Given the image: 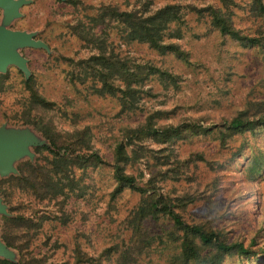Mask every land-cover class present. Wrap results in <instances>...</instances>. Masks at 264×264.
<instances>
[{"label":"rangeland","instance_id":"374dc122","mask_svg":"<svg viewBox=\"0 0 264 264\" xmlns=\"http://www.w3.org/2000/svg\"><path fill=\"white\" fill-rule=\"evenodd\" d=\"M13 2H21L14 16L7 18L0 9V29L30 35L39 45L10 44L24 61L25 71L12 64L0 70V131L21 135L31 144L28 155L8 157L9 170L4 174L0 171V231L13 238L23 254L37 264H75L77 246L100 264H119L118 255L127 253L130 245L126 222L139 197L128 191L115 199L110 197L114 186L110 167L75 173L76 179H81L79 189L64 201L61 197L40 199L8 178L18 175L17 166L26 159L38 164L45 160V150L34 151L46 145L39 137L43 131L62 139L66 133L87 127L92 148L111 161L112 148L121 140L124 127L135 125L150 112H160L161 120L167 123L190 117L203 126H220L239 112L264 116V49L246 47L220 35L209 24L202 10L219 8L216 0ZM171 3L180 6L182 32L174 38L167 37L169 31L165 38L180 47L185 60L128 41L113 23L96 26L93 22L97 10L104 6L149 14ZM250 4L251 0H234L231 8L233 28L242 34H252L256 28L248 13ZM79 24L90 34L103 37L108 53L115 58L168 70L177 76L175 85L153 77L144 86L150 91L141 96L138 111H122L114 98L98 95L90 86V77L82 74L80 62L97 51L88 39L78 37L75 29ZM30 76L35 91L52 103L50 108L31 105L24 84ZM27 118L29 125L24 123ZM218 138L217 132H212L176 143L169 151L154 154L158 162H168V166L155 170L152 162L145 165L141 161L133 172L137 176L142 173L144 179L151 171L157 173L159 190L180 198V204L186 206L180 212L187 222L219 230L228 242L249 244L253 239L254 248L260 250L264 248V128L235 135L224 144ZM146 145L154 151L165 148L149 142ZM196 153L203 155L197 158ZM175 163L181 171L165 174L168 168L176 167ZM3 216L15 221L3 224ZM18 217L31 223L15 219ZM163 242L148 241L125 264H171V248ZM108 248L110 252H104ZM220 264L259 263L255 258L234 255Z\"/></svg>","mask_w":264,"mask_h":264},{"label":"trees","instance_id":"16d2710c","mask_svg":"<svg viewBox=\"0 0 264 264\" xmlns=\"http://www.w3.org/2000/svg\"><path fill=\"white\" fill-rule=\"evenodd\" d=\"M216 1L219 8L208 6L202 10L209 24L220 35L228 36L246 47L264 49V3L262 0H251L249 6L248 13L253 26L256 27L252 34H242V31L233 28L231 8L234 0ZM93 22L96 26L113 23L121 28L128 41L145 44L158 54L170 53L183 60L187 58L176 43L166 41L169 35L177 38L182 32L183 20L178 4H167L149 14L121 11L113 6H104L97 10ZM75 31L80 40L88 39L97 51L96 54L80 62L82 74L90 77V86L98 95L114 98L122 111L128 113L138 111L141 96L150 91L149 89L146 91L144 86L147 80L153 77L163 81L168 80L175 85L177 76L168 70H161L152 65L135 64L130 59L115 58L108 53L106 40L103 37L90 34L82 24H79ZM169 31L171 32L165 38ZM33 83L31 76L24 82L29 92L31 105L44 109L50 108L52 103L35 91ZM160 117V112H150L135 125L125 126L121 140L112 148L111 161H107L92 148V136L87 127L66 133L67 135L62 139L56 138L50 131H43L39 137L46 145L35 148L34 151L37 153L45 150L47 154L45 160L38 164L26 159L17 166L18 175L10 176L8 179L17 181L22 188L30 190L40 199L61 197L64 201L69 198L70 193L79 189L81 179H76L75 173L104 166L110 167L114 182L110 197L115 199L124 191L139 197L137 205L126 222V227L130 230V245L127 253L118 255L119 264L129 262L136 250L140 251L148 244V241L157 239H164L171 248V264H220L225 257L234 255L246 260L255 258L257 263L264 264V248L256 250L253 239L249 241V244L243 241L228 242L226 236L219 230L187 222L180 212V208L185 209L186 206L180 204V198L159 190L157 173L154 174L151 171L148 178L144 179L142 173L137 176L133 172L141 161L145 165L152 162L155 170L168 166V162H158L154 154L158 151H169L168 148L176 143L217 132L218 140L224 144L228 138L235 135L252 133L264 128V116L259 114L249 116L247 112H239L231 119L223 120L220 126H203L190 117L167 123ZM28 118L24 119L27 125L31 124ZM146 142L154 147L165 148L154 151L152 147L146 145ZM31 148L33 150V147ZM171 153L172 151L164 156L165 159H168ZM202 155V153H196L197 158H201ZM175 165L176 167L171 170L168 168L165 174H177L181 171L180 164L175 163ZM184 197L186 198V195ZM15 219L31 223L29 219L22 217ZM13 220L14 218L7 216L1 218L3 224ZM166 227L169 229L167 230ZM150 231L157 232L150 238L148 236ZM0 242L12 254L10 258L0 256V264H37L34 259L27 258L23 254L22 247L6 232L0 231ZM110 250L111 248H108L104 252L107 253ZM122 257L124 261L120 262ZM73 259L75 264H100L98 260L82 252L78 246L74 250Z\"/></svg>","mask_w":264,"mask_h":264},{"label":"water","instance_id":"95a60500","mask_svg":"<svg viewBox=\"0 0 264 264\" xmlns=\"http://www.w3.org/2000/svg\"><path fill=\"white\" fill-rule=\"evenodd\" d=\"M21 2L14 3L13 0H0V9L4 10L7 18L16 14V9ZM10 44H19L25 46H38L39 44L31 40V36L20 32H10L0 29V70H5L9 64L15 65L25 71L24 61L13 51ZM20 136V137H19ZM24 136V135H23ZM21 135H5L0 131V171L2 174L9 170L6 164L8 157H17L19 155H28V146ZM0 256L10 258L12 254L0 242Z\"/></svg>","mask_w":264,"mask_h":264}]
</instances>
